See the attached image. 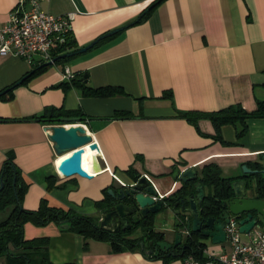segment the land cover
<instances>
[{
  "label": "crops",
  "instance_id": "1",
  "mask_svg": "<svg viewBox=\"0 0 264 264\" xmlns=\"http://www.w3.org/2000/svg\"><path fill=\"white\" fill-rule=\"evenodd\" d=\"M153 1L43 2V10L52 15L74 14L73 44L66 53L125 28L84 53L47 66L18 84L10 98L0 99V118L8 119L0 121V181L4 161L13 156L28 184L22 198L25 209L37 210L46 199L50 206L100 217L97 202L105 200L107 190L120 188L111 171L125 184L146 174L165 197L180 187L173 178L175 168L194 167L200 177L204 165L215 163L223 177L235 180L243 165L253 169L251 163L264 154V117L247 119V131L238 137V126L224 124L216 131L210 120L200 119L196 128L179 115L233 104L253 111L258 101H264V0H162L145 19L135 22ZM17 2L0 0L1 23L8 22ZM40 64L39 55L29 62L15 54H0V91ZM68 68L73 77L84 78L87 73L84 79L90 87H118L124 94L87 96L76 86L65 87L63 83L72 79L65 77ZM51 107L82 109L93 117L86 125L99 149L89 144L81 154V167L93 175L91 179L61 175L57 166L62 157L48 137L53 124L29 119ZM116 111L132 115L111 119ZM95 155L101 172L95 167ZM10 211H0V221ZM155 218L152 229L172 240L174 223L156 227ZM260 226L264 229V221ZM130 235L144 234L135 228ZM24 237H49L48 255L55 264H161L139 249L114 252L110 242L86 239L54 222L44 226L27 222ZM205 243L204 258L228 250L226 241L213 244L206 238ZM183 260L174 258L169 264Z\"/></svg>",
  "mask_w": 264,
  "mask_h": 264
},
{
  "label": "trees",
  "instance_id": "2",
  "mask_svg": "<svg viewBox=\"0 0 264 264\" xmlns=\"http://www.w3.org/2000/svg\"><path fill=\"white\" fill-rule=\"evenodd\" d=\"M162 0H154L146 12H141L140 22L154 9V7ZM146 8V9H147ZM73 44L72 35L69 36L67 43L58 48L62 54L55 55L60 57ZM68 58H59L57 62H64ZM45 62H43L44 64ZM34 65L33 70L29 71L23 77H26L23 83H26L30 78L42 72L47 66ZM22 79V78H21ZM18 82L10 85L5 89H10L5 95L0 96V99H8L11 97L13 89L18 85ZM65 87L76 86L80 88L83 94L87 96H112L124 94L118 87L105 86L94 88L87 85L84 78L75 76L69 82L63 83ZM2 91V90H1ZM0 91V92H1ZM128 111H116L111 119L131 117ZM179 115L189 121L197 128V121L200 119L210 120L216 131L224 124L238 126L236 132L238 137L243 136L247 131L246 120L249 118L264 117V101H258L257 107L253 111L245 110L240 104L229 105L225 108L216 111H184ZM93 117H87L82 109L66 110L64 108L51 107L48 108L42 116H34L29 119H39L48 124H86ZM8 119L0 118V121ZM219 137V135H218ZM253 169L258 168L255 162L250 165ZM248 167V165H247ZM250 168V167H248ZM2 178L4 187L0 190V211H7L11 208L9 215L0 221V262L5 261V264H55L49 259L48 247L49 237H39L34 239H26L24 237V226L27 222H32L39 226L47 225L51 222L63 227L74 233L82 235L86 239H94L99 241L110 242L114 252L135 251L140 250L139 242L143 240L160 241L164 239V234L161 231H155L151 225L152 217L141 218L139 223L132 227L131 231H120L119 233H111L100 227V217L91 216L77 212L75 209H64L60 207L50 206L46 199H42L37 210L25 209L22 205V198L27 191L28 184L23 180L21 172L16 165L13 156H9L3 163ZM138 176H133L132 180H136ZM234 178L223 177L220 168L215 163H209L202 167L201 175L198 180L207 189L205 198L199 205L200 215L207 217L210 214H216L220 209L222 201L231 195V182ZM49 187L52 188L51 178L48 179ZM258 193L264 198V179L258 178ZM190 186L184 185L178 188L168 196L163 197L166 206H173L184 195L185 190ZM107 190L105 200L97 202V206L102 210L105 207V202L110 199ZM21 204V206H20ZM140 228L143 232V237H131L133 229ZM206 238L200 233L188 232L182 239L181 243L169 251L160 253L157 256H144L147 259L161 260V264H169L174 258L184 259L192 256L195 260L203 261L207 258L203 256V251L206 246Z\"/></svg>",
  "mask_w": 264,
  "mask_h": 264
},
{
  "label": "water",
  "instance_id": "3",
  "mask_svg": "<svg viewBox=\"0 0 264 264\" xmlns=\"http://www.w3.org/2000/svg\"><path fill=\"white\" fill-rule=\"evenodd\" d=\"M140 17L141 15L138 16L136 21ZM123 28L125 27L107 32L89 46L65 53L60 57H54L52 61H47L42 66L53 65L59 58H69L84 53L100 40L118 33ZM87 75L85 73L83 77L86 78ZM25 79L26 77H23L17 84H21ZM9 90V88L2 90L0 96L6 94ZM82 124L50 125L48 127V137L54 144L56 153L63 156L57 166L61 175L65 177L79 175L91 179L93 175L81 167V154L86 145L91 144L93 150H98L99 146L92 134ZM84 125L87 127L86 124ZM255 163L258 168L251 169L246 165L241 167L242 174L231 182V195L222 201L216 214H210L207 217L200 215L199 205L205 198L206 193L204 186L198 180L196 168L189 167L184 170L175 168L173 178L180 182L179 188L188 184L190 186L173 206H166L163 198H159L154 185L145 177L140 176L132 182L131 186L127 184L126 186H120V188L109 189L110 199L105 202V207L100 210V227L111 233L131 231L132 227L138 224L141 218H155L162 211L170 212L174 215L175 228L172 240L165 236L163 240H149L146 244L144 240H141L139 247L144 256H157L175 248L189 231L200 233L213 244L223 243L226 240L224 228L231 217L237 218L239 231L247 234L254 226H260L264 221V198L259 196L257 188L258 178L264 179V154L260 155ZM95 167L97 172L103 170L97 155H95ZM3 187L4 182L1 176L0 190ZM64 226L67 227V225Z\"/></svg>",
  "mask_w": 264,
  "mask_h": 264
},
{
  "label": "built area",
  "instance_id": "4",
  "mask_svg": "<svg viewBox=\"0 0 264 264\" xmlns=\"http://www.w3.org/2000/svg\"><path fill=\"white\" fill-rule=\"evenodd\" d=\"M44 1L18 0L8 22H0V54H15L29 62L36 55L42 62L54 59L55 51L64 46L72 35L74 14L56 16L47 13L42 7ZM65 77L68 80L73 78L69 68ZM111 173L120 186L127 185ZM142 177L151 182L148 175L143 174ZM159 198L163 196L159 195ZM224 230L228 244L226 252L203 261L188 256L183 264H264V229L261 226H254L244 234L239 231L237 218L231 217Z\"/></svg>",
  "mask_w": 264,
  "mask_h": 264
},
{
  "label": "rangeland",
  "instance_id": "5",
  "mask_svg": "<svg viewBox=\"0 0 264 264\" xmlns=\"http://www.w3.org/2000/svg\"><path fill=\"white\" fill-rule=\"evenodd\" d=\"M173 223H174V219L172 218V214H169L168 212L162 211L155 218L156 227L168 228V227H172ZM0 264H2V261L0 262Z\"/></svg>",
  "mask_w": 264,
  "mask_h": 264
},
{
  "label": "bare ground",
  "instance_id": "6",
  "mask_svg": "<svg viewBox=\"0 0 264 264\" xmlns=\"http://www.w3.org/2000/svg\"><path fill=\"white\" fill-rule=\"evenodd\" d=\"M82 126H83V127H84V128L90 133L89 129H88L84 124H82ZM61 157L63 158V156H61ZM62 158H61V159H62ZM61 159H60V160H61ZM59 162H60V161H59ZM59 162H58V163H59Z\"/></svg>",
  "mask_w": 264,
  "mask_h": 264
}]
</instances>
